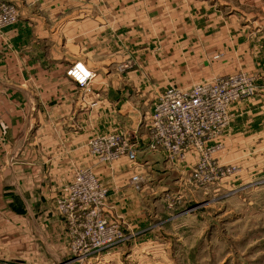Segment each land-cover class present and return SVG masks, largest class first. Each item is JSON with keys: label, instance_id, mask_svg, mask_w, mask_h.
<instances>
[{"label": "crops", "instance_id": "obj_1", "mask_svg": "<svg viewBox=\"0 0 264 264\" xmlns=\"http://www.w3.org/2000/svg\"><path fill=\"white\" fill-rule=\"evenodd\" d=\"M7 1L18 8V19L0 34V264H74L54 201L78 164L94 166L107 190L104 215L123 232L140 222L139 199L157 196L154 181L178 170L163 154L145 150L143 126L158 94L132 80L135 70L118 74L124 55L132 59L147 51L154 65L187 68L191 83L238 71L259 80L264 0H214L223 10L205 0H46L59 21L55 30L39 22L37 8L26 6L40 0ZM74 62L94 74L85 88L65 75ZM229 113L216 157L241 163L237 148L247 154L259 136L264 145V91L231 105ZM118 132L136 143L135 165H96L88 153L76 151L93 133ZM120 167L127 174L116 172ZM134 169L146 176L141 194L124 181ZM111 178L115 186H109ZM110 250L95 264H104Z\"/></svg>", "mask_w": 264, "mask_h": 264}, {"label": "rangeland", "instance_id": "obj_2", "mask_svg": "<svg viewBox=\"0 0 264 264\" xmlns=\"http://www.w3.org/2000/svg\"><path fill=\"white\" fill-rule=\"evenodd\" d=\"M205 1L213 10H223V6H218L214 0ZM26 6L31 10L38 9L39 22L46 28L55 30L58 26L55 13H50L53 5L50 7L46 0H40L39 5L37 1H28ZM62 7L67 9V5ZM173 7L181 10L178 5ZM51 40L58 43V36H51ZM124 56V63L117 67L118 74L135 70L132 80L142 83L152 94H159L168 85L187 87L194 83L190 82L193 77L188 78L187 68L174 65L164 68L158 62L154 65L147 60V51H139L138 55L133 53L132 59L127 54ZM114 134H124L132 140L129 133ZM257 140L258 146L245 148L247 154L242 155L239 152L242 150L237 148L238 156H242L241 163L251 159L250 164L218 160L219 164H233L239 169L236 175L218 184L195 186L188 180L189 169L175 163L177 172L170 171L161 181H154V186L160 189L157 196L144 195L139 199L140 222L123 232L121 243L109 248L111 254L104 264H264V145H261L260 136ZM76 151L88 156L86 143ZM79 165L76 171L94 167ZM116 172L123 175L128 169L120 167ZM111 181L112 178L109 186H115L116 183ZM124 181L130 187L129 178ZM143 186L134 192L141 194ZM159 194H162V201Z\"/></svg>", "mask_w": 264, "mask_h": 264}, {"label": "built area", "instance_id": "obj_3", "mask_svg": "<svg viewBox=\"0 0 264 264\" xmlns=\"http://www.w3.org/2000/svg\"><path fill=\"white\" fill-rule=\"evenodd\" d=\"M18 19L12 2L0 0V34ZM65 75L78 87L85 88L94 78L81 63H72ZM236 73L214 76L187 87L168 85L158 94L148 120L145 150L161 153L168 166L175 163L189 168V182L210 186L236 175L233 164H219L217 154L223 146L220 138L231 120V105L264 90V77ZM136 143L124 134H102L86 142L88 154L97 165L119 161L135 165ZM136 167V166H135ZM146 176L134 169L129 175L130 188L138 191ZM107 190L91 169L74 172L65 191L54 201L64 222L68 250L74 264H95L100 253L124 240L120 224L104 215Z\"/></svg>", "mask_w": 264, "mask_h": 264}]
</instances>
